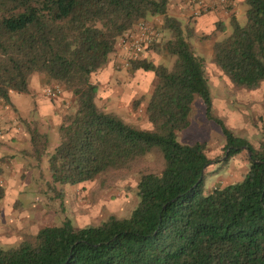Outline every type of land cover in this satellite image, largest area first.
<instances>
[{
	"label": "trees",
	"instance_id": "trees-1",
	"mask_svg": "<svg viewBox=\"0 0 264 264\" xmlns=\"http://www.w3.org/2000/svg\"><path fill=\"white\" fill-rule=\"evenodd\" d=\"M167 5L0 0V103L9 105L10 93L28 94L32 75L72 98L56 130L58 144L47 155L50 182L77 186L138 173L137 201L128 217L110 216L96 227L73 228L69 221L44 227L0 249V264H264V125L253 147L212 114L203 61L188 42L196 35L167 14ZM244 5V24L229 19L231 32L212 43L210 62L233 90L253 92L264 84V0ZM154 17H161L160 38L148 50L173 61L169 69L143 58L128 63L129 72H150L154 79L149 94L132 103L133 109L144 103L142 129L99 107L97 86L89 79L125 32ZM196 99L223 137L220 165L244 151L248 168L241 180L205 190L203 171L212 161L204 145L177 141L190 125ZM22 124L29 141L22 156L40 163L48 137L35 123ZM151 154L160 167L138 170Z\"/></svg>",
	"mask_w": 264,
	"mask_h": 264
},
{
	"label": "rangeland",
	"instance_id": "rangeland-1",
	"mask_svg": "<svg viewBox=\"0 0 264 264\" xmlns=\"http://www.w3.org/2000/svg\"><path fill=\"white\" fill-rule=\"evenodd\" d=\"M176 18L182 25L184 24L182 16ZM236 19L238 25L242 26L245 22L244 12L238 14ZM153 25L157 27V24L153 23ZM230 32L231 27L226 23L224 31L215 33L216 41L226 38ZM188 42L194 53L203 61L212 114L220 118L235 136L257 147L262 139L264 125V84L261 83L259 89L253 92L236 91L231 86L224 87L217 75L220 71L210 62L209 52L196 49L192 38ZM196 50L200 52L197 53ZM114 56L119 57L117 53ZM172 61L173 58L170 56L156 54L150 62L162 64L169 69ZM44 87L48 86H43L42 89ZM130 96L131 99L123 108L100 102H97V105L114 112L127 123L146 129L147 124L143 115L144 103H140L137 109L132 108V103L140 96L147 95L134 92ZM68 108L62 112V115L69 111ZM34 118L30 113L26 118L27 123L32 124L31 121ZM189 121V127L178 134L177 141L182 144L202 143L204 145L205 154L212 161L203 171L205 190L216 186L223 187L241 180L248 168L245 153L242 151L220 165V162L224 160L221 150L224 140L218 127L206 120L201 100L194 101ZM37 122V131L48 137L49 146L46 155L40 163L20 155L18 160L24 163L25 168L16 179L12 178L11 181L12 189L17 184L21 188H16L12 193L7 194V188L1 185L6 195L3 203L2 200L0 201V249L3 250L15 247L23 238L35 234L44 227L58 226L64 221H69L73 228H86L96 227L110 216L126 218L136 205L134 187L137 172L115 174L77 186L53 185L48 175L47 155L58 144L56 128L49 118L38 119ZM22 125L25 129L24 124ZM160 165L158 158L151 154L137 169L154 170ZM15 194L16 197H14Z\"/></svg>",
	"mask_w": 264,
	"mask_h": 264
},
{
	"label": "crops",
	"instance_id": "crops-1",
	"mask_svg": "<svg viewBox=\"0 0 264 264\" xmlns=\"http://www.w3.org/2000/svg\"><path fill=\"white\" fill-rule=\"evenodd\" d=\"M242 12H245L244 0H232L229 11L225 13L209 12L195 19L189 16L184 0H168L167 5V14L175 18L177 16L183 17V25L189 26L196 35V38H193L194 47L200 51H208L210 59L211 45L216 41L215 33L218 32L216 27L224 31L225 24L229 22V19L234 18L237 21V15ZM148 22L157 24V27H159L161 17L151 18ZM205 43L207 44L205 45ZM200 51L196 50L197 53ZM155 56V53L148 50L142 58L151 61ZM217 73L218 78L224 84L223 86L230 87L226 79L219 72ZM89 80L97 86V102L121 108L131 99V93L138 92L139 95H148L154 82L153 75L150 72H129L123 66L122 57L115 58L113 53L106 65L91 74ZM42 87L39 77L32 75L28 80V94L10 93L9 105L4 106L0 103V184L7 188V194L12 193L16 188H21L17 184L12 189L11 179H16L18 174L25 168L24 163L18 160V157L22 155L23 150L28 147L29 143L26 131L23 129V121L27 122L26 118L31 113L32 117H35L31 123L38 124V119L49 118L54 122L53 124L57 130L60 115L65 109L69 107L68 110L70 111L72 107L70 94L62 92L59 97L49 99L39 93L42 91ZM16 194L14 197H16ZM5 197L4 194L2 203Z\"/></svg>",
	"mask_w": 264,
	"mask_h": 264
},
{
	"label": "built area",
	"instance_id": "built-area-1",
	"mask_svg": "<svg viewBox=\"0 0 264 264\" xmlns=\"http://www.w3.org/2000/svg\"><path fill=\"white\" fill-rule=\"evenodd\" d=\"M189 16L192 19L207 13H225L229 11L232 0H184ZM160 38L158 28L150 22L139 21L131 30L125 32L117 41L113 55L122 57L123 66L128 68V63L142 59L144 53ZM122 54V55H121ZM46 98L53 99L61 95L58 86L44 87L41 91Z\"/></svg>",
	"mask_w": 264,
	"mask_h": 264
},
{
	"label": "water",
	"instance_id": "water-1",
	"mask_svg": "<svg viewBox=\"0 0 264 264\" xmlns=\"http://www.w3.org/2000/svg\"><path fill=\"white\" fill-rule=\"evenodd\" d=\"M226 153V152H225ZM224 158H225V155H224Z\"/></svg>",
	"mask_w": 264,
	"mask_h": 264
}]
</instances>
